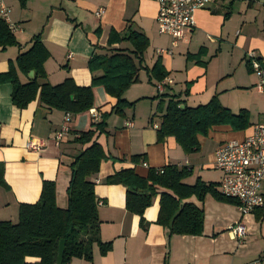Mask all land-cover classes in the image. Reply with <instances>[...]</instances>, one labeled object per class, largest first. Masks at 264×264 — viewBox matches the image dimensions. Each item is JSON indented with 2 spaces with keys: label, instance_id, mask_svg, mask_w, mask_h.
I'll return each instance as SVG.
<instances>
[{
  "label": "crops",
  "instance_id": "1",
  "mask_svg": "<svg viewBox=\"0 0 264 264\" xmlns=\"http://www.w3.org/2000/svg\"><path fill=\"white\" fill-rule=\"evenodd\" d=\"M3 5L9 23L17 27L12 33L17 45L0 47V75L6 74L38 39L48 54L41 82L57 86L71 79L77 87L86 88L93 77L101 76L89 70L94 56L132 50L127 41L109 44L111 33L119 38L137 33L148 41L138 83L123 95L127 103L133 104L131 108L116 114L115 99L102 87L92 90L90 110L100 117L109 115L105 133L94 137L106 160L90 181L97 198L100 240L110 244L111 249L101 255L94 246L90 263L73 259L68 264H264L263 207L242 216L235 203L210 195L202 201L192 197L184 203L202 210V234L170 236L168 229L157 224L159 195L145 210L141 223L139 216L125 208L126 189L106 183L108 177L123 170H133L145 178L150 170L175 166L190 171L183 181L185 185H215L220 194L222 174L214 166L216 149L229 141L244 140L253 125L264 122V94L257 91L258 79L246 59L247 53L255 52L264 66V0L214 1L195 13L194 28L175 48H171L169 37L158 34L157 5L150 0H3ZM98 9L104 10L100 18L94 16ZM157 49H171V54L159 56ZM157 60L167 75L161 92L157 90L160 82H149L148 72ZM29 74L18 72L21 84L34 78V72L32 77ZM11 93L10 84H0V165L4 183L0 185V221L16 224L19 206L38 201L43 181L55 185L57 207L67 208L70 165L90 146L74 140L101 118L93 122L90 110L70 115L66 124L69 131L56 145L52 138L64 124L65 113L51 110L38 100L18 110L11 102ZM171 97L187 108L204 106L216 98L234 115L247 111L250 127L241 132L227 126L214 127L206 136L198 137V150L186 154L173 137L157 139L160 118ZM38 140L44 141L40 151L27 149L29 142ZM237 224L244 227L245 235L232 240L228 229Z\"/></svg>",
  "mask_w": 264,
  "mask_h": 264
},
{
  "label": "trees",
  "instance_id": "2",
  "mask_svg": "<svg viewBox=\"0 0 264 264\" xmlns=\"http://www.w3.org/2000/svg\"><path fill=\"white\" fill-rule=\"evenodd\" d=\"M127 41L131 51H116L110 56H94L88 64L93 77L91 85L77 87L71 79L62 84L50 86L42 83L45 79L43 64L48 54L38 39L32 48L20 55L6 74L0 75V84L12 87L11 102L18 110H24L38 100L49 109L76 116L93 107V88L102 87L105 93L115 99L114 113L122 114L133 104L123 99L124 93L138 83V73L142 70L143 56L148 41L143 35L130 33L119 38L111 33L109 44ZM17 43L6 23L0 19V47L16 46ZM31 71L34 78L21 84L18 72L27 76ZM149 82H162L166 77L160 60L149 70ZM175 97L168 101L160 118L157 131L158 141L173 137L186 154L198 150V137L206 136L214 127L227 126L234 132L245 131L250 127L249 113L245 110L237 115L223 108L216 98L208 104L196 108L182 107ZM108 114L101 115V121L93 123L91 129L80 133L74 140L81 146L90 145L82 151L70 165L71 177L67 188V208L59 209L55 202V185L42 182L41 194L35 204H22L18 208L16 224L0 221V264H56L58 248L65 242L62 264L73 259L92 261L93 248L97 246L101 255L110 251V244L100 240V220L94 184L90 178L99 172L101 163L106 160L103 149L94 141L97 134L105 133ZM3 166L0 165V185H3ZM190 176L187 169L167 166L159 175L150 170L143 178L133 170H123L106 179L107 184L120 185L126 189L125 208L141 218L151 206L153 199L160 196V210L157 224L169 230L170 236H200L203 231L202 210L186 200L195 197L202 201L207 195L228 203L234 200L222 197L215 185L197 182L187 186L183 181ZM264 217V205L261 210ZM33 259L34 262H28Z\"/></svg>",
  "mask_w": 264,
  "mask_h": 264
},
{
  "label": "built area",
  "instance_id": "3",
  "mask_svg": "<svg viewBox=\"0 0 264 264\" xmlns=\"http://www.w3.org/2000/svg\"><path fill=\"white\" fill-rule=\"evenodd\" d=\"M157 5V32L161 36L171 39V48L183 40L188 31L195 26V13L206 8L214 1L224 0H150ZM1 19L6 23L8 29L13 33L17 27L8 21V10L0 0ZM104 13L103 9L94 12L96 18ZM156 54L170 55L171 49H157ZM248 66L257 77L256 89L264 94V66L255 52L246 54ZM164 80L157 85V90L162 91ZM93 122L100 120V115L95 110L89 111ZM70 114H65L64 124L52 138L58 145L64 135L68 133L67 123ZM129 126V124H127ZM27 149L40 151L44 147V141H32L27 144ZM215 169L222 174L220 183V195L224 198L234 200L238 211L242 216L252 214L264 205L262 185L264 182V122L251 127L250 134L242 141H229L221 144L215 151ZM163 174V169L155 171ZM101 204V203H99ZM228 235L232 240L243 238L245 229L241 224L229 227Z\"/></svg>",
  "mask_w": 264,
  "mask_h": 264
},
{
  "label": "water",
  "instance_id": "4",
  "mask_svg": "<svg viewBox=\"0 0 264 264\" xmlns=\"http://www.w3.org/2000/svg\"><path fill=\"white\" fill-rule=\"evenodd\" d=\"M32 76H33V72H31L29 74V77H32ZM64 247H65V242L61 241L60 244H59V248H58L56 264H62V257H63V253H64Z\"/></svg>",
  "mask_w": 264,
  "mask_h": 264
},
{
  "label": "rangeland",
  "instance_id": "5",
  "mask_svg": "<svg viewBox=\"0 0 264 264\" xmlns=\"http://www.w3.org/2000/svg\"><path fill=\"white\" fill-rule=\"evenodd\" d=\"M162 40H165L166 38L165 37H161Z\"/></svg>",
  "mask_w": 264,
  "mask_h": 264
}]
</instances>
